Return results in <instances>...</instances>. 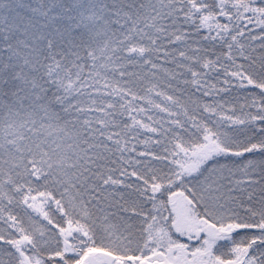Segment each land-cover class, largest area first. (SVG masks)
<instances>
[{
    "label": "snow or ice",
    "instance_id": "snow-or-ice-1",
    "mask_svg": "<svg viewBox=\"0 0 264 264\" xmlns=\"http://www.w3.org/2000/svg\"><path fill=\"white\" fill-rule=\"evenodd\" d=\"M0 264H264V0H0Z\"/></svg>",
    "mask_w": 264,
    "mask_h": 264
}]
</instances>
